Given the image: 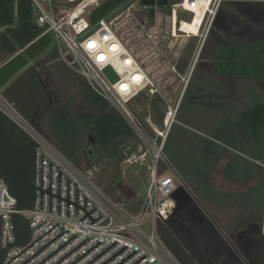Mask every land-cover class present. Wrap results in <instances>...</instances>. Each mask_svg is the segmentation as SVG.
I'll use <instances>...</instances> for the list:
<instances>
[{
	"label": "built area",
	"instance_id": "1",
	"mask_svg": "<svg viewBox=\"0 0 264 264\" xmlns=\"http://www.w3.org/2000/svg\"><path fill=\"white\" fill-rule=\"evenodd\" d=\"M225 1L184 0L177 6L192 14L191 24L198 11L205 7L198 34L205 41ZM28 2L36 28L44 29L39 38L53 33L61 61L82 75L92 91L103 98L142 141L139 155L134 159L125 153V162L147 164L150 181L146 192L137 195L132 203L110 197L97 183L96 166L85 171L75 168L1 97L0 92L2 111L33 141L36 190L33 207L17 211V200L0 177L2 244L8 247L16 240L12 223L15 213L29 219L32 231L30 241L23 247H12L3 264H182L161 234V226L166 224L177 206L173 193L180 186L191 192L178 170L164 156L167 136L177 121L180 105L167 104L163 130L152 123L150 115L144 120L134 110L133 104L145 92L160 97L162 91L135 59L111 22L105 17L91 22V10L101 5L100 0ZM107 66L119 75L118 82L113 84L105 76ZM173 71L180 76L175 67ZM125 80L130 83L129 89L123 88ZM133 112L148 130L141 126ZM162 133L165 137L160 135ZM151 135H155V139ZM206 216L228 239L217 223ZM233 249L243 262L247 261L239 247Z\"/></svg>",
	"mask_w": 264,
	"mask_h": 264
},
{
	"label": "rangeland",
	"instance_id": "2",
	"mask_svg": "<svg viewBox=\"0 0 264 264\" xmlns=\"http://www.w3.org/2000/svg\"><path fill=\"white\" fill-rule=\"evenodd\" d=\"M54 1L64 2L65 0ZM100 1L103 4L107 0ZM134 1L136 0H121L115 9L105 15L106 20L112 22L122 16L126 12V8ZM231 3L234 2L231 0L229 4ZM258 5L261 7L260 5L264 4ZM94 10L95 8L91 11ZM181 18L189 22L191 16L183 15ZM1 31H6V35L9 34V28L6 26L2 25ZM38 31L42 32L44 29L38 28ZM48 36L51 38V44L35 59L34 64L41 63L40 75L45 87L52 95L53 102L41 111L33 126L42 133L63 158L78 170L85 171L96 166L98 169L97 183L110 197L132 203L136 200L137 195L142 196L146 192L150 181V172L147 170V164L139 162L127 164L125 153L132 155L135 159L143 146L142 141L129 130L125 121L110 108L109 104L92 91L82 75L74 72L61 61L54 34L51 33ZM120 36L121 34H119ZM204 44V50L202 47L193 68L188 91L186 90L187 92L185 91L183 95L177 123L173 126L167 140L164 156L178 170L184 183L189 186L190 190L192 188L193 194L198 198V204H195L196 210L216 229L208 220L206 216L208 215L226 233V237L237 244L236 236L245 229H228L231 227H226L221 223L218 215H227L226 217L230 219L234 213L239 215L247 213L248 210L249 212L254 210V213L258 214L253 220L255 222L253 227L263 234L261 225L257 222L259 214L263 213L262 195L257 193V190H253L249 194L252 201L246 199L249 191L240 192L239 185L232 184L241 180L240 175H236L233 168L230 170L231 174L229 173L233 179L232 183L224 181L222 169L219 178H215L213 175L217 167L214 166V159L213 157L208 158L204 149L205 147H253L252 151L244 152L249 156H260L264 151V125H261L259 130L254 133L257 134L254 137L252 129L249 127L247 112L257 104L264 106V93L257 91L251 82L244 83L242 81L239 84H245L246 88L241 87L239 91L240 94L247 96V100L243 101L245 103H242L239 108L232 107L231 110L234 109V112H229L226 109L228 112L220 113L218 110H210L213 102L205 100L203 96L206 87L213 81L209 79L202 87L201 80L208 68L205 58L209 53L215 54L214 59L217 60L216 65L219 66V71H226V73L247 71L250 73L254 71L252 70L253 62L257 59L258 64L264 66V58L254 57L256 54H263V50L238 46L221 47L212 34L207 37ZM21 51L22 49L18 48L13 56ZM191 52L186 51L187 60L194 58L195 52L193 56H191ZM7 57L12 58V55L10 57L7 55ZM0 61L3 63L5 57ZM180 92L181 88L171 97L174 104L177 102ZM197 92L202 93L197 96ZM135 103L133 104L134 110L144 120L150 115L152 123L158 129H164L163 116L161 118L157 114L160 110L162 115L166 113V101L148 96L145 92ZM61 108L67 110L66 115L59 114L57 109ZM100 114L108 117L112 114L114 129L122 130L124 133L117 140L106 145L101 142L106 140V137L103 136L104 140H99L101 136H98V131L95 128L96 122H86L82 119V115ZM262 117L264 119V114ZM151 137L155 139V135H151ZM148 138L150 140L149 136ZM199 206L204 210H201Z\"/></svg>",
	"mask_w": 264,
	"mask_h": 264
},
{
	"label": "crops",
	"instance_id": "3",
	"mask_svg": "<svg viewBox=\"0 0 264 264\" xmlns=\"http://www.w3.org/2000/svg\"><path fill=\"white\" fill-rule=\"evenodd\" d=\"M182 1L184 0H136L126 8V12L122 16H119L111 22L118 35L121 34V40L131 51L135 59L144 67L147 73L161 88L162 94L160 97H153H158V99H162L164 102L166 101L167 104L172 105H181L183 95L190 86L189 81L193 68L204 44L200 36L189 35L187 32L183 31V28L181 29L183 23L187 22L183 20L181 16L189 15L192 17L191 13L177 6ZM223 10H221L220 13H222ZM32 21L34 23L33 17ZM195 39H197V42H195ZM18 48L21 47L18 46L17 49ZM186 51H192L191 56H193L195 52L194 58H189L187 60L185 55ZM7 55H9V57L12 55L13 57L14 54H9L7 50L5 61L3 63L0 62V66L11 59L8 58ZM214 56V53H209L205 58L208 68L201 80L202 87H204L203 85L210 79L208 69L215 61ZM173 67L176 68L180 76L174 73ZM208 87L212 88L211 85H208L206 89ZM241 87L242 85L240 84L239 89H241ZM180 88L181 92L177 102L174 104V100L171 97L175 95ZM201 93L202 92H197L196 95L199 96ZM245 100L247 99L242 97L235 102H226L218 99L209 100L213 102V105L215 104L214 106L212 105L210 110H218L220 113L228 111L234 112V109L231 110V108L234 106L239 108L242 103H245L243 102ZM197 110H199L198 107ZM157 115L161 118L163 116L164 119L165 114L162 115L161 110ZM172 128L168 133L167 140L172 132ZM246 150L252 151L253 147H205L204 152L208 155V158L213 157L214 159V166L217 167L213 175L215 178H219V173L222 169L224 181L232 183L233 179H231L230 170L233 168L236 175H240L241 180L237 183L233 182L232 184L239 185L240 192L249 191L246 195L247 198H245L250 201H252V198L249 194H251L253 190H257V193L262 195L264 202V151L260 156H249L244 152ZM254 212V210L250 212L248 210L247 213L239 214L240 216L234 213L230 219L226 217L227 215L220 216L219 214L218 217L220 219L219 221L226 227H231L228 229H254L253 226L255 222H253V220L258 214ZM257 222L261 225L264 235V206L263 213L262 215L259 214Z\"/></svg>",
	"mask_w": 264,
	"mask_h": 264
},
{
	"label": "water",
	"instance_id": "4",
	"mask_svg": "<svg viewBox=\"0 0 264 264\" xmlns=\"http://www.w3.org/2000/svg\"><path fill=\"white\" fill-rule=\"evenodd\" d=\"M119 2V0L105 1L92 12L91 22L105 17L119 5ZM232 2L242 6L262 4L261 0H232ZM50 44L49 36L40 37L0 66L1 97L12 104L16 111L32 125L35 123L39 110L50 103V94L38 70L40 63L34 64L35 59ZM104 74L113 84L120 80L111 66L104 69ZM133 113L141 126L148 130L138 115ZM91 141H93L92 138ZM34 168V144L31 137L0 108V177L7 185L10 194L17 200V211L28 210L35 203ZM173 198L177 201V206L170 219L166 221L168 228L162 237L182 264H199L195 254L198 244L195 231L182 222L175 221L178 215L195 205V198L184 186H180L173 193ZM12 223L16 240L4 249L6 253L12 247L25 246L31 239L29 219L15 213L12 215ZM243 249L249 255V259L239 264H264L262 239L247 237ZM215 264L218 262L215 261ZM226 264L231 262L226 260Z\"/></svg>",
	"mask_w": 264,
	"mask_h": 264
},
{
	"label": "flooded vegetation",
	"instance_id": "5",
	"mask_svg": "<svg viewBox=\"0 0 264 264\" xmlns=\"http://www.w3.org/2000/svg\"><path fill=\"white\" fill-rule=\"evenodd\" d=\"M261 3L263 4L264 2L261 1ZM246 5L242 6L234 2L228 8L220 9L209 35H214L218 45L221 47L231 48L238 46L263 50V54H256L254 57L264 58V5H260L261 7H258L259 5ZM221 10H223L222 13H220ZM1 28L2 25L0 26V59H3L6 56L7 45L5 39L6 31H1ZM216 61L215 59L208 69L209 78L213 82L211 83L212 88L209 89L208 87L203 94L205 100L218 99L226 102H235L241 97L247 99V96L240 94L241 92L239 91V83L242 81L244 83L251 82L257 88V91L264 93V66L258 64V59L253 62L252 70L254 71L250 73L247 71H244V73L219 71ZM40 66L41 63L38 66L39 72ZM242 88L245 89L246 85L243 84ZM52 102L53 98L50 94L49 104ZM43 109L39 110L36 120ZM175 221L182 222L189 229L195 231V235L198 238L195 254L199 264H215V261L218 264H226V260H229L231 264L241 263L242 260L237 256L236 251L233 249L234 246L239 247L249 259V255L243 249L247 237L262 239L264 248V235L256 229L241 231L236 236L237 244L233 243V240L224 238L196 210L195 205L178 215ZM1 226L2 222L0 220V264L8 254L4 250L6 247L2 244ZM167 226V224L161 226V234L167 230Z\"/></svg>",
	"mask_w": 264,
	"mask_h": 264
},
{
	"label": "trees",
	"instance_id": "6",
	"mask_svg": "<svg viewBox=\"0 0 264 264\" xmlns=\"http://www.w3.org/2000/svg\"><path fill=\"white\" fill-rule=\"evenodd\" d=\"M230 1L231 0H226L221 9L223 7L227 8L230 5ZM0 23L9 28V34L5 37L9 54H14L18 46L24 48L31 44L42 33L38 31V28H36V25L32 21L31 7L28 0H0ZM14 24L16 25L15 28ZM57 110L62 116L67 113L65 108ZM263 114L264 106L258 104L247 112L249 127L252 129L254 137L257 136V134L255 135L254 133L259 130L261 125H264V119L262 117ZM109 116L110 117L104 114L87 116L82 115V119L84 121L96 122L95 128L98 131V136H101L99 140H104L103 136L107 138L104 141L100 140L104 145L117 140V138L124 134L122 130H117L116 128L114 129L113 115L111 114Z\"/></svg>",
	"mask_w": 264,
	"mask_h": 264
},
{
	"label": "bare ground",
	"instance_id": "7",
	"mask_svg": "<svg viewBox=\"0 0 264 264\" xmlns=\"http://www.w3.org/2000/svg\"><path fill=\"white\" fill-rule=\"evenodd\" d=\"M205 1H206V3L209 2V0H205ZM204 12H205V7H203L200 11H198V14H197V16L195 18L194 24H191L189 22H184L183 26H182L183 31L190 32L193 35H198L199 34V29H200V27L202 25ZM116 48L117 47H115V49ZM122 84H123V88L124 89H129L130 88V83L127 82V80H125ZM159 132H161V131H159ZM160 135H162V137H165V133H162Z\"/></svg>",
	"mask_w": 264,
	"mask_h": 264
}]
</instances>
